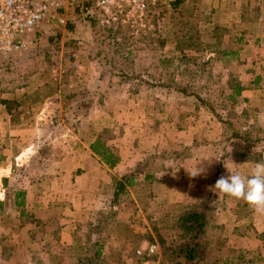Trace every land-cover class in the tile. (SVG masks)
<instances>
[{"label":"crops","instance_id":"0c3cea01","mask_svg":"<svg viewBox=\"0 0 264 264\" xmlns=\"http://www.w3.org/2000/svg\"><path fill=\"white\" fill-rule=\"evenodd\" d=\"M218 6L214 11L223 22L216 24L218 30L239 32L229 51L236 56L220 59L231 61V82L243 87L235 97L236 106H230L235 115L229 119L199 110L206 113L207 122L187 113L185 123L179 120L178 126L171 119L149 120L128 109L107 110L101 99L88 108V123H83L90 138L71 131L69 139H78L77 147L56 158L55 169L41 173L37 168L38 177L36 169L28 170L27 165L34 159L29 153L34 140L41 139L45 107L40 105L37 112V103L28 100L34 92L30 86L2 90L0 79V264H79L80 252L87 251L89 223L97 224V210L117 209L115 230L119 223L130 222L125 209L130 208L113 206L112 200L114 177L131 171L136 184L129 191L143 221V201L153 209L173 208L176 213L206 211L208 239L226 243L227 247H219L227 255L264 250V212L214 189L229 170L248 176L257 164H264V35H255L257 30L264 33V26L256 29L258 22L249 16L257 10L245 6L244 0H221ZM232 18L235 24L229 23ZM233 91L231 86L229 96ZM224 108L229 111V105ZM214 122L220 129H211L209 123ZM103 130L109 135L107 145L120 156L113 168L91 149ZM22 165L24 171L18 167ZM19 193L24 196L18 197ZM107 239L102 244L108 260L111 247L117 254L121 249L117 243L106 245Z\"/></svg>","mask_w":264,"mask_h":264},{"label":"rangeland","instance_id":"374dc122","mask_svg":"<svg viewBox=\"0 0 264 264\" xmlns=\"http://www.w3.org/2000/svg\"><path fill=\"white\" fill-rule=\"evenodd\" d=\"M218 3L221 0H185L180 10L161 16V31L151 40L124 37L123 41H117L99 26L98 31L93 29L83 15L71 10L64 13L53 10L38 23L35 31H25L22 36L30 39V43L16 57L11 56L13 60L0 62V79L4 80L1 82L2 90L25 84L30 86L34 92L28 100L31 104L37 103L36 111L40 105L41 108L45 107L42 113L44 121L38 132L41 139L34 140L32 153L29 152L34 159L27 165L28 170L36 169L42 173L43 169H55V161L58 162L56 158L78 145V139H69L71 131L75 130L80 136L90 138L89 130L83 123H88V108L101 99L103 102L105 100L107 110L121 112L120 109H128L135 115L149 116V120L171 119L178 126L182 124L179 120L185 123L187 113L207 122L206 113H199V110H207L213 115V108L227 119L234 117L231 107L236 106L237 102L231 100L229 93L230 87L233 85L234 88L236 82H231V61L220 59L223 55L225 58L227 55L236 56V53L234 55L229 51H233L232 41L236 42L239 32L218 30L216 24L223 23L221 16L214 11L219 10ZM244 4L261 13L254 15L256 12L253 11L249 16L253 19L251 21L258 22L256 29L264 26V1L244 0ZM233 18L229 23H236ZM245 18L249 19L247 16ZM61 19H65V22ZM257 34L264 35L258 30ZM240 53L243 54V51ZM227 80H230L231 85L226 83ZM179 86L188 92H180L177 89ZM227 105L229 111L224 108ZM209 125H212L211 129H220L219 123ZM18 167H23L24 171V165ZM19 179L22 182L21 176ZM28 179L29 176L25 178ZM142 204L140 214L143 213L146 218L142 221L136 216L130 224L134 230L130 239L136 240L138 234L139 241L143 240L141 245H144L148 243L144 241L145 234L151 230L146 215L158 213L153 212L149 203V207L145 201ZM111 211L95 212V217L101 218L103 228L92 234L99 237L101 243H105L108 238L106 245L117 243L121 252L125 249L129 251L134 243L128 239L120 223L114 229L115 224L109 222ZM157 211H160L158 221L162 233L170 237L175 229L171 223H161L168 208ZM15 213L18 215L17 210ZM210 242L215 250L217 245L227 247L224 242ZM110 252L109 260H106L113 264L117 252H113L112 247ZM226 253L221 248L215 254L231 257V264H264L262 249L245 250L239 254L235 251L234 255ZM81 257L85 258L86 253L82 255L80 252Z\"/></svg>","mask_w":264,"mask_h":264},{"label":"trees","instance_id":"16d2710c","mask_svg":"<svg viewBox=\"0 0 264 264\" xmlns=\"http://www.w3.org/2000/svg\"><path fill=\"white\" fill-rule=\"evenodd\" d=\"M185 0H177V6L181 7ZM93 0H79L78 4L74 5L70 10L81 14L85 17L87 21L90 22L93 29H97L98 23L94 15L91 13V9L94 8ZM59 13L68 12L65 9L58 10ZM182 17L181 15H178ZM101 29V28H100ZM102 30V29H101ZM106 33V32H105ZM193 38V37H192ZM191 38V39H192ZM126 39V38H125ZM16 54H12L13 57H16ZM13 60L12 58L8 61ZM233 86V85H232ZM177 89L182 93H187L188 90L184 87H177ZM233 94L230 96L231 100H235V97L242 93L243 87L240 84H236L233 88ZM191 95L190 93H188ZM5 101V100H4ZM5 102H8L5 101ZM17 101L13 102L16 103ZM9 104V103H8ZM210 108H212L210 106ZM213 112L221 119L215 109ZM231 125V123H230ZM235 133V132H234ZM233 133V134H234ZM108 132L106 130L101 131L96 137L95 141L91 144L92 151L101 157L103 162L110 168L115 167L120 161V156L106 143L108 138ZM136 174L134 171H131L120 178L114 177V190H113V206H128L130 209L125 208L130 212L131 220L130 222L121 223V227L129 236V240L134 243V246L130 247L129 251L119 252V254L113 257L116 258V262L113 264H142L143 260L146 258L144 256H138L136 254V249L141 246L142 241H139L140 237L136 234L135 238L130 239V235L133 234V229L130 228L137 216L138 208L135 206V199L132 198L129 188L133 187L136 184ZM24 196V193H19L18 197ZM149 196V195H148ZM23 207V201L19 203ZM146 206H148L146 204ZM150 206V204H149ZM118 207V208H119ZM121 208V207H120ZM153 209V208H152ZM160 208H154L153 212L158 213L157 215L148 214L147 219L151 225V230L148 231V234H145L144 241L148 243L157 242L161 250V261L166 264H231L233 263L231 257H226L222 255L215 254L216 251L220 250V247L217 245L216 250L213 247L210 239L207 235V227L209 224V214L206 211H200L196 209H187L179 212H175L173 208H168V211L161 219V223H171V227L175 229V233L170 237L162 233L160 223L158 221V215ZM164 207V211H165ZM123 210V209H122ZM162 210V208H161ZM111 211L109 215V222L114 224L117 220L116 212ZM107 217V216H106ZM134 220H133V219ZM146 218V217H144ZM143 221V219H141ZM105 221V218H103ZM90 233L87 236V251L86 257L79 260V264H106L107 258L103 255V244L100 241L99 237H94L92 233L100 231V228H103V223L101 218L98 219L97 224L92 226V223H89ZM135 233V232H134ZM141 236V235H140ZM109 258V257H108ZM109 260V259H108ZM111 264V263H108Z\"/></svg>","mask_w":264,"mask_h":264},{"label":"built area","instance_id":"2783aa9c","mask_svg":"<svg viewBox=\"0 0 264 264\" xmlns=\"http://www.w3.org/2000/svg\"><path fill=\"white\" fill-rule=\"evenodd\" d=\"M93 1L95 9L90 11L98 26L117 41L124 37L151 40L161 31V16L180 10L177 0ZM78 2L79 0H0V62L9 59L14 53H21L30 43V39L22 36L25 31H35L38 23L45 20L53 10L69 11ZM61 21L65 22V19ZM136 254L146 257L142 264H166L161 261L157 242L141 245L136 249Z\"/></svg>","mask_w":264,"mask_h":264},{"label":"clouds","instance_id":"9594fccd","mask_svg":"<svg viewBox=\"0 0 264 264\" xmlns=\"http://www.w3.org/2000/svg\"><path fill=\"white\" fill-rule=\"evenodd\" d=\"M229 173L216 181L214 189L233 198L243 199L257 212H264V164H257L248 176L230 170Z\"/></svg>","mask_w":264,"mask_h":264}]
</instances>
